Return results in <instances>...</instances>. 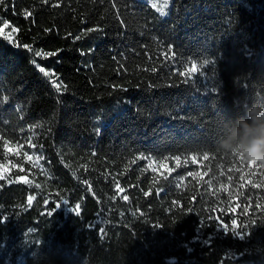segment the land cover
<instances>
[{"label":"trees","instance_id":"obj_1","mask_svg":"<svg viewBox=\"0 0 264 264\" xmlns=\"http://www.w3.org/2000/svg\"><path fill=\"white\" fill-rule=\"evenodd\" d=\"M168 2L0 3V264H264V0Z\"/></svg>","mask_w":264,"mask_h":264},{"label":"snow or ice","instance_id":"obj_2","mask_svg":"<svg viewBox=\"0 0 264 264\" xmlns=\"http://www.w3.org/2000/svg\"><path fill=\"white\" fill-rule=\"evenodd\" d=\"M2 2H3V0H0V3H2ZM45 2H47V0H45ZM167 3H168V0H164V5L160 6L159 8H157V3H152V4H151V7L154 8V9H157L161 15H166L165 8H166V6H167ZM27 16H31V13H26V17H27ZM14 31H15V29H14ZM8 39H10V37H8ZM23 47H24L25 49H28V48H29L28 45H24ZM56 54H57V53H47L46 55H47V56H52V55H56ZM35 55H36V56H43V55H45V54H44V53L37 52V53H35ZM203 63H204V64H208L209 61H208V60H204ZM39 71L42 72V73H44V75H46V76L49 75V73L46 72L45 69H44L43 67H41V68L39 69ZM55 87H56L57 89H59V88H60V85H59V84H56ZM9 151H11V149H9ZM27 159H28V160H31L32 157H31V156H28ZM175 159H176V161H177V164H179V158L177 157V158H175ZM192 159H193V161H195V157H193ZM204 159H207V156H205ZM255 163H257V162H255ZM255 163L250 162V166H251L252 164H255ZM262 166H264V165H262ZM188 175H189V176H192L193 174H192V173H189ZM197 175H199V174L197 173ZM3 178H4L3 175L0 174V179H3ZM19 179H20V180H26L25 177H19ZM240 179H241V180L244 179L243 175L240 177ZM229 180H231V177H229ZM117 187H119V186H117ZM254 187H260V185H254ZM220 190H223V191L226 192V191H228V188H227L226 186H223V185H222ZM121 191H123V189H121ZM145 194L147 195V193H145ZM32 199H33L32 197H29V198H28V201H27V202H28L29 205H31V203H32ZM123 199L127 200L128 197H127V196H124ZM46 203H47V201H46ZM55 207L58 208V207H60V205H56ZM54 211H55V209L50 210V211H48L46 214H47V215H52ZM73 211H75V212H77V214H79L80 206H79V205H76V207L73 209ZM217 219H218V218H217ZM5 221H6V217H2V216H0V223H3V222H5ZM231 224L233 225L234 235L239 236L240 239H244V236L247 235L248 233H244V234H242L241 232L235 231V227L237 226V222H236L235 219H233V220L231 221ZM253 224H255V221H253ZM220 226L224 229L225 232L228 231V227H229V226H228L227 224H224L223 221H220ZM245 227H247V226H245ZM193 239H194L196 242H199V235H198V234H197V235H194Z\"/></svg>","mask_w":264,"mask_h":264},{"label":"clouds","instance_id":"obj_3","mask_svg":"<svg viewBox=\"0 0 264 264\" xmlns=\"http://www.w3.org/2000/svg\"><path fill=\"white\" fill-rule=\"evenodd\" d=\"M256 149L260 154H264V130H261L260 134L249 144L247 151L251 153Z\"/></svg>","mask_w":264,"mask_h":264},{"label":"rangeland","instance_id":"obj_4","mask_svg":"<svg viewBox=\"0 0 264 264\" xmlns=\"http://www.w3.org/2000/svg\"><path fill=\"white\" fill-rule=\"evenodd\" d=\"M148 1H150L151 3H157V8L164 5V0H148ZM168 6H169V2L167 3V6L165 8L166 14L168 13Z\"/></svg>","mask_w":264,"mask_h":264}]
</instances>
